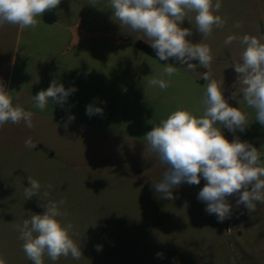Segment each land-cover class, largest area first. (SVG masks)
Returning a JSON list of instances; mask_svg holds the SVG:
<instances>
[{
	"label": "rangeland",
	"instance_id": "374dc122",
	"mask_svg": "<svg viewBox=\"0 0 264 264\" xmlns=\"http://www.w3.org/2000/svg\"><path fill=\"white\" fill-rule=\"evenodd\" d=\"M221 3L216 14L226 23L223 28L214 27L210 37L203 38L196 30L195 13L189 14L191 23L185 19L181 26L191 28L193 43L202 41L211 47L213 78L224 81L229 104L248 114L250 125L244 132L225 128V136L251 143L264 160V126L243 101L242 85L232 67L241 61L244 46L239 39L224 43L229 35L244 34L264 41V0ZM106 21L115 34H111L114 39L105 40L99 76L90 72L71 106L56 111L55 105L60 104L51 102L52 107L46 106L41 114L33 110V101L25 106L16 95L18 88L33 93L28 81L16 83L22 75L16 66L12 68L17 25L0 27V84L14 105L33 113L32 128L24 121L0 125V258L6 264H32L22 250L17 226L34 214H43L42 205L49 200L63 199L60 211L65 215L59 219L73 225L82 255L79 260L69 255L56 261L45 256L44 264H264V203L256 202L249 212L243 205L236 206L238 196L234 195L229 198L230 217L218 222L198 200L206 183L203 179L199 185L176 187L172 200L161 198L152 186L163 178L167 166L149 150L145 135L178 107L202 115L206 82L201 77L206 69L192 61L197 68L191 71L173 59L160 61L139 51L138 40L151 44L142 32L120 26L112 11ZM236 22L242 26L235 28ZM169 63L178 67L171 78L164 77L170 79V86L164 90L149 86L148 81L159 78ZM12 76L15 80L7 88ZM89 105L102 108L103 114L89 116ZM69 116L75 119L69 121ZM28 139L32 147L26 146ZM28 177L41 184L40 196L26 197Z\"/></svg>",
	"mask_w": 264,
	"mask_h": 264
},
{
	"label": "clouds",
	"instance_id": "9594fccd",
	"mask_svg": "<svg viewBox=\"0 0 264 264\" xmlns=\"http://www.w3.org/2000/svg\"><path fill=\"white\" fill-rule=\"evenodd\" d=\"M60 3L61 0H0V27L10 24L22 30L35 29L38 18L46 11L56 9ZM108 3L120 26L142 32L151 41L150 47L158 60L173 59L191 71L197 68L192 61H198V65L206 69L201 77L206 82L202 115L178 107L145 135L149 150L167 166L163 178L153 181L155 191L161 198L172 200L176 187L182 183L199 185L203 179L206 183L198 193V200L206 204L205 211L215 215L218 222L230 217L233 206L229 198L234 195L238 196L236 206L243 205L249 212L255 209L256 202L264 203V160L260 149L241 141L238 136L229 140L223 131L226 128L232 133L244 132L250 125L248 114L229 104L224 95V81L213 78L211 47L202 41L193 43L189 39L191 28L181 26L185 19L191 23L189 14L195 13L196 30L203 38L210 37L214 27L223 28L226 23L216 14L222 7L221 0H108ZM91 5L95 6L96 0H92ZM241 26L240 22L234 25L235 28ZM237 39L244 48L241 61L232 67L237 73V82L242 85L243 101L255 110V121L264 126V41L255 35L244 34L239 38L229 35L224 43L229 45ZM165 65L159 78L148 81L149 86L161 90L170 86V79L164 77L171 78L178 67L171 63ZM76 90L75 87L66 89L53 80L46 90L34 96L35 107L44 111L49 100L62 106ZM236 98L233 93L232 99ZM237 103L240 104L239 99ZM86 114L102 115L103 110L89 105ZM32 117L31 111L13 104V97L0 84V125L24 121L32 128ZM74 119V116L68 117L69 121ZM25 144L33 146L31 139ZM27 180L26 197L40 196L42 186L39 181L31 177ZM47 187L51 188V185ZM43 195L47 197L48 192ZM64 203L63 199L58 203L49 200L42 205L45 208L43 214H34L25 219L22 226H17L19 239L23 241L22 250L32 264H44L45 256L52 261L69 255L75 260L81 258V246L73 238V225L59 219L65 215L60 211ZM160 256L157 253V257ZM0 264L6 262L0 258Z\"/></svg>",
	"mask_w": 264,
	"mask_h": 264
},
{
	"label": "crops",
	"instance_id": "0c3cea01",
	"mask_svg": "<svg viewBox=\"0 0 264 264\" xmlns=\"http://www.w3.org/2000/svg\"><path fill=\"white\" fill-rule=\"evenodd\" d=\"M91 3L92 0H61L56 9L46 11L38 18L39 23L35 29L22 30L17 26V55L13 59L12 68L16 66L17 74L22 75L21 78L17 77L16 83H21V79L26 80L28 88L33 91L25 93L24 88H18L16 95L20 97V104L27 106L33 101V110L39 114L44 113L35 107L34 96L46 90L55 80L66 89H77L68 97L69 105L68 101L62 106L55 105L56 111L61 110L71 106L74 94L82 93L83 82H87L90 72L99 76L105 40L114 39L111 36L114 32L112 25L106 23V18H111L112 9L108 0H96L95 6ZM136 47L144 53L149 52L138 43ZM13 78L8 80L7 88L15 80ZM51 105L49 100L48 109ZM48 109V112H53Z\"/></svg>",
	"mask_w": 264,
	"mask_h": 264
},
{
	"label": "trees",
	"instance_id": "16d2710c",
	"mask_svg": "<svg viewBox=\"0 0 264 264\" xmlns=\"http://www.w3.org/2000/svg\"><path fill=\"white\" fill-rule=\"evenodd\" d=\"M137 43L140 47L144 48L145 50H147L153 54H156L155 51L147 43L140 41V40H138Z\"/></svg>",
	"mask_w": 264,
	"mask_h": 264
}]
</instances>
